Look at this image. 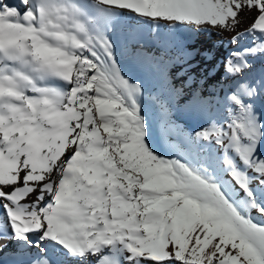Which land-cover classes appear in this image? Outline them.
<instances>
[{"label": "snow or ice", "instance_id": "6c2138e0", "mask_svg": "<svg viewBox=\"0 0 264 264\" xmlns=\"http://www.w3.org/2000/svg\"><path fill=\"white\" fill-rule=\"evenodd\" d=\"M0 264H264V0H0Z\"/></svg>", "mask_w": 264, "mask_h": 264}, {"label": "bare ground", "instance_id": "6f19581e", "mask_svg": "<svg viewBox=\"0 0 264 264\" xmlns=\"http://www.w3.org/2000/svg\"><path fill=\"white\" fill-rule=\"evenodd\" d=\"M134 74L139 75L142 78L146 79V82L149 83L150 87H155L157 90L160 89V85L158 83H156L155 81L149 80L147 74L143 70L136 69Z\"/></svg>", "mask_w": 264, "mask_h": 264}]
</instances>
